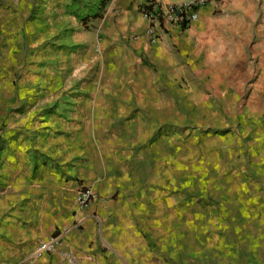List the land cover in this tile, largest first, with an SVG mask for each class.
Listing matches in <instances>:
<instances>
[{"label":"crops","instance_id":"obj_1","mask_svg":"<svg viewBox=\"0 0 264 264\" xmlns=\"http://www.w3.org/2000/svg\"><path fill=\"white\" fill-rule=\"evenodd\" d=\"M142 2L108 0L98 10L101 16L89 18L84 26L82 15L71 11L77 7L74 0H0V61L5 67L12 66L14 44L19 43L42 52L65 50L76 67L74 78L79 84L62 99L69 103L58 111L64 118L58 116L53 122L55 129L68 133L55 140L61 146L67 144L64 140L90 131L94 123L113 122V117L122 114L120 109L95 103L103 100L100 91L105 84H111L116 93L118 84L136 81L147 69L153 76L169 79L174 75L186 81L214 77L217 81L221 60H231L226 55L230 36L241 39L252 30L254 10L259 13L256 5L261 4L264 14V0H211L189 27L170 25L157 43L150 44L144 36L147 22L139 11ZM81 14L87 16L83 10ZM239 39L232 40L235 47L242 45ZM101 116L106 118L101 120ZM38 139L39 135L23 137L22 146L15 150L13 141L8 142L0 155L5 173L16 179L14 195L28 199L23 206L26 212L18 216L21 219L0 223V264H264L263 173L259 186L244 191L248 202L218 203L209 218L197 215L194 225L182 221L181 231L174 232L171 206L163 212L153 209L149 220L136 218L132 207L100 197L86 208L73 210L76 182H65L58 172L40 173L30 180L28 147ZM258 143L263 153L264 137ZM36 158L41 162L39 156L32 161ZM21 164L26 166L23 172L18 170ZM209 227L212 234H206ZM52 235L58 236L55 248L35 256L36 246Z\"/></svg>","mask_w":264,"mask_h":264},{"label":"rangeland","instance_id":"obj_2","mask_svg":"<svg viewBox=\"0 0 264 264\" xmlns=\"http://www.w3.org/2000/svg\"><path fill=\"white\" fill-rule=\"evenodd\" d=\"M92 3L98 12V2ZM260 5L245 39L230 36L226 55L231 60H221L217 81L215 77L186 81L174 75L169 79L153 76L147 69L136 81L118 84L116 93L111 84H105L100 91L103 100L95 103L120 109L122 114L109 117L113 122L94 123L90 131L64 140V146L55 140L68 133L55 129L53 122L58 116L64 118L58 115L66 103L62 99L79 84L70 53L14 44L12 66L0 61L3 151L8 142L13 141L15 150L22 146L21 138L39 135L28 147L30 180L40 173H61L65 182L92 187L100 200L132 207L135 217L142 220H149L153 209L163 212L171 206L174 232L181 231L182 221L194 225L197 215L209 218L218 203L248 202L244 191L259 186L264 174V151L258 143L264 137V14ZM82 10L92 18L85 8L79 10L82 17ZM236 37L242 42L238 47L232 42ZM34 156L41 162L32 161ZM25 167L21 164L18 170L23 172ZM6 168L0 158V223L21 219L18 216L24 215L28 202L14 195L16 179L8 177ZM205 231L212 234L210 227Z\"/></svg>","mask_w":264,"mask_h":264},{"label":"built area","instance_id":"obj_3","mask_svg":"<svg viewBox=\"0 0 264 264\" xmlns=\"http://www.w3.org/2000/svg\"><path fill=\"white\" fill-rule=\"evenodd\" d=\"M211 0H181L177 3L162 4L159 0H143L139 11L146 20L144 31L148 43H157L166 33L168 26H177L181 29L189 27L198 20V13ZM98 198L92 187L87 185L77 186L74 194L75 208L80 210L88 207ZM58 236H51L37 247V256L50 252L57 244Z\"/></svg>","mask_w":264,"mask_h":264},{"label":"trees","instance_id":"obj_4","mask_svg":"<svg viewBox=\"0 0 264 264\" xmlns=\"http://www.w3.org/2000/svg\"><path fill=\"white\" fill-rule=\"evenodd\" d=\"M98 2V6L99 9L103 6H105V4L107 3L108 0H74V3L73 5L76 4V8H71L72 10V13L75 14V15H79V10L80 8H85L87 9L90 13H91V16L92 18H95V17H100L101 16V13L98 11H93V7L95 6V4H93L92 2ZM91 18V17H87V16H84L81 18V21H82V24H86L87 20ZM4 149V144L3 142L0 140V152H2Z\"/></svg>","mask_w":264,"mask_h":264}]
</instances>
